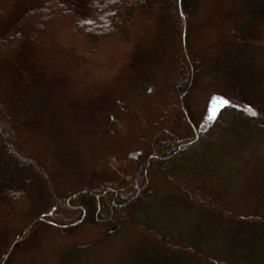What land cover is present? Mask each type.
Segmentation results:
<instances>
[{"label":"trees","instance_id":"obj_1","mask_svg":"<svg viewBox=\"0 0 264 264\" xmlns=\"http://www.w3.org/2000/svg\"><path fill=\"white\" fill-rule=\"evenodd\" d=\"M21 1L0 0V22ZM199 3L33 0L0 29V264L41 226L65 232L83 216L139 234L122 264H264V217L232 213L211 194L216 180L231 181L227 160L264 137V0H229L215 53L202 60L187 41ZM159 18L163 39L153 37ZM207 67L216 115L196 126L186 99ZM122 117L137 134L123 137ZM175 121L193 135H178ZM26 137L39 141L41 158L23 151ZM124 159L137 167L117 182L111 165ZM154 174L170 185L153 186ZM188 210L194 219L180 233L175 217ZM88 248L64 247L60 264H79Z\"/></svg>","mask_w":264,"mask_h":264},{"label":"rangeland","instance_id":"obj_2","mask_svg":"<svg viewBox=\"0 0 264 264\" xmlns=\"http://www.w3.org/2000/svg\"><path fill=\"white\" fill-rule=\"evenodd\" d=\"M228 1L200 0L198 9L193 14V18L187 27L189 33L187 35V41L190 51L193 54L195 53L200 60L205 58V55L208 57L215 53L216 47L213 39L216 38V30L224 24ZM32 2L33 0H22L17 4L9 18L0 22V29L12 21L17 16V13L21 12L26 5ZM160 19H157L155 22V33L153 37L163 39L161 32L164 29V25ZM85 25L86 22L81 23V25L73 24L72 30H74V34L72 36L78 38L79 27H84ZM185 29L186 26L184 25L183 33L185 32L186 35ZM119 39L122 40L123 38ZM152 41V45H154V40ZM259 58L261 68L264 69V56H260ZM211 73L208 67L199 73L195 78L194 88L190 91L189 95L188 93L186 94L188 95L186 99L187 113L192 119L193 124H197L196 126H202L203 124L200 125V122L203 119H207L211 115V109H214L212 103L218 93V87L216 79L209 76ZM137 86V83H133L132 85L126 84L125 95L128 91L130 92L136 89ZM115 95L118 99L123 97L119 93ZM158 98L159 95L157 94L156 99ZM90 107L93 108V105H90ZM142 108L143 112L145 114L147 113L149 119L156 117L157 112L155 109L147 105L142 106ZM137 115L142 116L139 111H137ZM174 125L173 128L178 135L185 136L187 132L190 135L189 137L193 135V127L189 124L187 126L186 124L175 121ZM120 126L123 137L138 133V128L130 120L125 119V117H122ZM77 131L84 132L81 129ZM91 138L94 141L104 144V141L102 142L96 135H92ZM20 144L23 151L29 154L30 157L39 159L43 156L41 144L37 139L26 137L21 140ZM64 144L68 143L65 142ZM94 144V142L89 143L90 158L93 157L92 151L98 147L97 144ZM136 161L124 159L119 162H113L111 165V178L117 182L130 179L137 167ZM225 167L229 170L234 169V173L230 171L232 174L231 181L227 186H222L220 182L215 184L218 181L216 180L211 187V190L213 189L211 192L213 198L217 200L220 206L232 213L264 217V137L257 142L244 144L239 152L233 154L227 160ZM223 170H219L216 173L223 175ZM56 179L62 187H65L66 181L61 175H57ZM100 179H92L93 184L91 185L97 184ZM149 181L153 183V186L161 185V187L164 186L167 188L170 185L166 183V179H162L156 174L149 176ZM147 183L146 181L143 186H147ZM208 188L210 190V187ZM138 193L139 191H137L136 195ZM194 216V211H179L175 217V228L180 233L184 232L190 226ZM112 230H115L113 224L108 226L100 218L95 220L87 216L80 217L65 232L55 227L41 226L34 234L20 243L10 254L6 264H60L58 258L59 252L64 247L70 245H87L89 247L84 252L83 260L79 264H122L127 248L133 242L135 243L140 236L132 229H122L116 232H112Z\"/></svg>","mask_w":264,"mask_h":264},{"label":"snow or ice","instance_id":"obj_3","mask_svg":"<svg viewBox=\"0 0 264 264\" xmlns=\"http://www.w3.org/2000/svg\"><path fill=\"white\" fill-rule=\"evenodd\" d=\"M221 100H222V102L220 104V107H223L224 105H226L228 103V101L223 100L222 98H221ZM253 114H255V113H253ZM215 115H216V109H213L211 112V115L209 116V119H214Z\"/></svg>","mask_w":264,"mask_h":264},{"label":"water","instance_id":"obj_4","mask_svg":"<svg viewBox=\"0 0 264 264\" xmlns=\"http://www.w3.org/2000/svg\"><path fill=\"white\" fill-rule=\"evenodd\" d=\"M10 250L7 252V255L9 254Z\"/></svg>","mask_w":264,"mask_h":264}]
</instances>
